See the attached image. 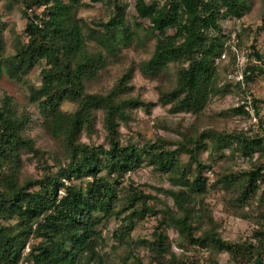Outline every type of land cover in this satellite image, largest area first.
I'll return each mask as SVG.
<instances>
[{
  "label": "trees",
  "instance_id": "obj_1",
  "mask_svg": "<svg viewBox=\"0 0 264 264\" xmlns=\"http://www.w3.org/2000/svg\"><path fill=\"white\" fill-rule=\"evenodd\" d=\"M5 3L6 11L19 5L25 26L13 32L7 53L8 21L0 14V78L26 81L39 68L41 81L23 104L0 92V264H264V135L228 125L250 119L244 104L209 112L217 96L247 93L226 77L236 70L231 47L264 31V10L260 25L242 26L231 42L223 21L240 19L250 0ZM97 4L106 17L87 21L81 10ZM131 49L143 57L130 58ZM114 63L121 71L104 84L101 73ZM136 72L155 82V102L135 88ZM261 74L263 67L247 66L242 82ZM157 104L193 119L171 125L156 118L151 138L125 139L121 128L131 129L137 110L150 116ZM240 158L252 161L249 168H236ZM33 160L37 175L25 169ZM217 163L210 182L206 171ZM147 166L170 187L130 178ZM214 191L226 214L252 225L245 238L221 235L207 200ZM150 219L149 236L133 234ZM111 220L115 227L104 235Z\"/></svg>",
  "mask_w": 264,
  "mask_h": 264
},
{
  "label": "rangeland",
  "instance_id": "obj_2",
  "mask_svg": "<svg viewBox=\"0 0 264 264\" xmlns=\"http://www.w3.org/2000/svg\"><path fill=\"white\" fill-rule=\"evenodd\" d=\"M133 3V0H129ZM5 0L0 1V14L3 15L4 19L8 21V29L5 32V39L7 42V53L11 52V44L15 34H20L25 26V19L21 16L20 7L17 3H11L9 11H6ZM132 10V7L129 8ZM264 10V0H250V11L244 14L238 20L232 21H223L224 30L228 33H231L230 41H236L234 39L236 32L240 30L242 26H256L261 24V14ZM81 15L85 16L87 21L92 19H97L100 17H106V10L100 5H94L86 10H81ZM15 32V34L13 33ZM242 45L240 48L232 46L231 50L236 53V70L227 74V79L230 80L233 84L241 82V87L246 88V94H242L238 90H234L230 94L224 96H217L209 106V112H218L229 107L237 106L239 104H244L245 109L249 111L250 119H239V117H234V121L228 123L229 126H238L243 128H248L249 125H252L255 130H259L262 135H264V74L254 77L252 81L246 85L243 80V70L249 64L250 58L255 57L253 54V48L251 45L255 46V50L264 56V31H262L258 36H252L250 39L243 38L241 39ZM127 55L132 59H139L143 57V54H136L132 49L127 50ZM222 58L227 63L229 61L227 55H223ZM122 66L120 64L114 63L108 65V67L101 73V82L104 84H111L113 80L119 75ZM232 65L229 70H231ZM26 81L16 82L9 79L5 75L0 78V92L6 91L9 95L13 96L19 104H23L26 101V95L28 92V87L30 85L38 86L41 81V75L39 68L32 70L25 79ZM133 83L135 88L140 92L142 98L147 101H156L157 94L155 92L154 86L155 82L149 81L142 77L139 72L135 73L133 78ZM239 92V93H238ZM252 97L257 101L256 106L258 108L259 115H254V105L252 102ZM167 106H161L159 104L152 107L151 115L147 116L142 110H137L135 115V120L130 122L131 129L121 128L124 132L125 139L132 136L134 140H137L139 136L144 138H151L154 134V129L152 127L154 120L156 118L166 121L168 124L176 125V123L183 122L184 125L189 123L193 116L190 113H177L173 114L168 112ZM233 120V119H232ZM100 126H98L99 128ZM158 132L164 136L178 139L179 137L165 130H158ZM140 134V135H139ZM93 139L97 142L102 140V135L99 134V137L94 136ZM255 155L254 157H256ZM203 158H207V153L203 154ZM264 159V153L262 154ZM236 168H249L252 161L249 159H237ZM218 163L213 164L212 168L206 171V175L209 177V181L213 182L215 179V172L218 170ZM26 172L32 175L38 174V169H36L35 161L26 162ZM130 178L138 183H146L150 186H156L160 188H169L170 184L166 180H160L159 177L155 176L154 172L151 170V167H144L136 173H131ZM149 192H155L156 190L152 188H146ZM221 192L214 191L212 192L211 197H208L207 200L211 202L214 206L213 216L215 220L220 223L219 230L221 235L233 241L241 240L245 238L251 231L252 225L248 222L241 220L239 218H234L229 216L222 210V204L219 201ZM161 198H164L163 193H159ZM169 205L173 204L171 198H167ZM155 224L154 219L148 220L144 226H137L134 230V235L149 236L152 228ZM115 227V222L111 220L104 229V235L108 234ZM169 236L173 239L172 249L174 252L179 253L181 249L177 246L178 235L172 229H169ZM111 242V241H109ZM108 242V244H110ZM28 248H26L27 250ZM108 250V247L105 248ZM144 253L143 251H141ZM227 256L222 255L221 260L225 261ZM202 264H206L204 261H201ZM233 264V263H229Z\"/></svg>",
  "mask_w": 264,
  "mask_h": 264
},
{
  "label": "built area",
  "instance_id": "obj_3",
  "mask_svg": "<svg viewBox=\"0 0 264 264\" xmlns=\"http://www.w3.org/2000/svg\"><path fill=\"white\" fill-rule=\"evenodd\" d=\"M249 64H251L252 66H255V67H263L264 68V56H262L261 58L251 57Z\"/></svg>",
  "mask_w": 264,
  "mask_h": 264
}]
</instances>
